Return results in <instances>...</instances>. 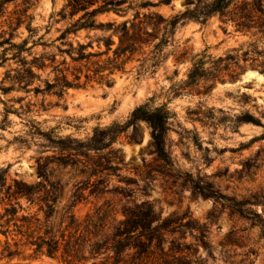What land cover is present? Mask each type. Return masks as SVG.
<instances>
[{"label": "rangeland", "instance_id": "374dc122", "mask_svg": "<svg viewBox=\"0 0 264 264\" xmlns=\"http://www.w3.org/2000/svg\"><path fill=\"white\" fill-rule=\"evenodd\" d=\"M186 2L172 0L169 5L160 4L150 10L170 16L185 10ZM64 3L65 0L6 2L0 15V40L1 36L9 37L8 19L21 15L22 23L12 42L19 43L28 36L27 24L35 27V35L27 44L31 56L55 55L56 63L63 57L69 61L68 55L59 51L68 48V41L74 45L76 41H91L92 50H98L97 38L107 37L109 31L81 29L58 39L68 22L58 20L57 12ZM127 17L109 12L96 18L105 22ZM250 39L234 31L231 23L222 22L217 14L204 22L189 19L177 27L157 65L151 66V59L142 66L134 60L126 65L125 72L112 76V86L92 81L85 88L68 89L62 97L35 92L34 87L43 89V81L53 78L47 67L37 71L40 80H34L27 89L0 90V214L9 206L6 194L8 187L14 188L13 180L35 184L40 179V166H46L49 183L60 190L51 214L55 229L65 227L67 206L77 188H82V197L71 211L79 221L98 210L106 213L110 244L109 250L99 256L92 253L98 240L95 228L63 230L66 237L74 235L72 241L80 250L76 264L130 263L129 256L114 253L112 238L116 231L112 219L123 218V206L131 199L151 201L160 212V220L174 214L177 223L171 228L178 231L166 234L165 248L180 234L182 242L195 247L205 229L204 240L209 247L196 248L191 255L194 264H264V240L258 227L233 212L239 201L246 200H255L257 205L246 203L244 210H264V68L239 56L241 67L235 69L232 80L226 75L223 80L200 81L194 87L181 84L190 59L197 54L205 50L214 59L240 54L248 48ZM32 40L36 41L34 45ZM256 45L263 50L264 39ZM100 48L104 49L102 41ZM15 66L12 58L0 63V85L5 71ZM251 70L261 78H245ZM144 104L165 105L171 113L167 162L154 154L146 122L128 125L133 109ZM246 116L256 121H245ZM114 124L123 126L111 147L118 151L111 152L110 146L101 153L86 151L87 140L97 129ZM98 163L106 169L100 173L104 183L97 184L96 190L90 183L97 177L92 176L87 183L86 171L90 164ZM128 180L134 183L127 185ZM128 188L136 190L130 199L120 193ZM17 202L22 206L17 216L37 212L42 217L37 204L23 197ZM9 230L7 238L0 232V264H68L62 246L54 257H49L43 253L45 249L42 253L35 251L36 245H21L25 238L20 240L15 227ZM5 241L12 250L15 242L20 244L16 256H5ZM133 251L126 250L125 254Z\"/></svg>", "mask_w": 264, "mask_h": 264}, {"label": "trees", "instance_id": "16d2710c", "mask_svg": "<svg viewBox=\"0 0 264 264\" xmlns=\"http://www.w3.org/2000/svg\"><path fill=\"white\" fill-rule=\"evenodd\" d=\"M10 0H0V15L4 12L3 5ZM172 0H65L61 9L57 12L58 20H67V25L61 30L58 39H65L70 33L75 34L78 30L100 29L109 31L107 37L97 38L98 50H92L91 41L81 43L76 41L67 42L68 48L59 50L66 53L69 61L65 57L56 63L55 55L31 56L27 46L28 40L34 37L35 27L26 25L28 36L21 42H12L15 30L22 23L21 15L8 19L9 37L1 36L0 63L12 58L16 63L15 67L7 69L1 80L0 90L7 92L14 89H27L34 80H40L38 70L51 68L52 79H45L44 88L34 87L35 92H47L62 97L70 88H85L92 81L100 84L112 86L113 75L117 72H125L126 65L136 60L140 66L148 59L152 60L155 66L162 58L163 48L172 40L177 27L189 19L201 20L204 22L208 17L217 14L221 21L231 23L234 31L248 35L251 39L247 42L248 48L239 54H226L224 57L213 58L204 50L191 58V65L187 69L186 78L181 81L185 87H194L200 81L208 82L223 80L224 76L234 79L235 69L240 68L239 56L243 61L250 60L258 62L264 68V49L258 50L257 43L264 39V0H186L185 10L174 15L164 16L162 13L150 10L151 7L160 4L169 5ZM141 9H147L141 11ZM113 13L116 16L127 18L117 21L116 19L105 22L98 21L97 16L103 13ZM79 14V16H77ZM75 16H77L75 18ZM104 49L100 48V43ZM32 40V44H35ZM6 45V46H5ZM91 49V50H89ZM237 51L236 49H233ZM7 51L11 52V57L7 56ZM27 53V55H23ZM27 56H31L30 59ZM182 58H177L181 61ZM234 67V68H233ZM171 113L165 105L149 107L140 105L133 109L128 120V125L144 121L150 127V140L154 154L159 160L167 162L169 152L167 151V134L170 129L169 119ZM245 121H256L251 116H246ZM123 131V126L114 124L107 128L97 129L87 140L86 151L101 153L110 146V151L115 152L112 144L117 136ZM111 168V167H110ZM106 169L101 163L87 167V183L95 178L90 186L98 190L97 184L104 183L101 178L102 171ZM39 181L35 184H28L22 180H13L14 188L8 187V205L4 207V212L0 214V230L7 238L10 233V226L15 227L16 234L25 238L21 245H36L35 251L43 252L49 257H54L61 246L67 258L68 264H76L77 254L80 251L74 241L73 234L67 237L63 230H79L93 227L98 233L96 247L93 255L99 256L109 250V236L106 234L108 222L105 211H96L94 214H87L83 221H79L71 211L74 204L82 197V188H77L72 194V201L67 206L68 220L65 227L60 231L61 226L55 229L51 220V214L55 210V204L59 197L60 190L48 181L46 166H40L37 172ZM134 181L128 180L127 185ZM135 189L128 188L120 192L123 197L130 199ZM92 190L91 193H94ZM25 198L30 204H37L38 211L42 212V217L38 213L22 214L17 216L22 210V206L17 202L19 198ZM12 200H15L13 202ZM239 201L238 207L234 208L235 213L250 221L251 225L257 226L260 237L264 240V210L253 209L244 210V204L257 205V202ZM222 209H225L223 207ZM123 218L112 219L115 235L112 238L114 253L121 256H129V264H194L191 255L195 254L196 248L202 245L208 248L205 241V229L201 230V236L197 237V244L182 242L183 235L170 240V245L165 248L166 234H175L178 230L171 228L176 224L174 214L160 220V212L156 211L153 203L149 200L136 201L131 199L122 209ZM63 223V221H62ZM231 234V233H229ZM5 256L12 258L19 252L20 244L15 242V249L12 250L8 241H5ZM134 250L126 253V250ZM109 258V256H107Z\"/></svg>", "mask_w": 264, "mask_h": 264}, {"label": "bare ground", "instance_id": "6f19581e", "mask_svg": "<svg viewBox=\"0 0 264 264\" xmlns=\"http://www.w3.org/2000/svg\"><path fill=\"white\" fill-rule=\"evenodd\" d=\"M252 77H256L257 79L261 78V75L256 74L254 71H248L245 75V78L251 79Z\"/></svg>", "mask_w": 264, "mask_h": 264}, {"label": "water", "instance_id": "95a60500", "mask_svg": "<svg viewBox=\"0 0 264 264\" xmlns=\"http://www.w3.org/2000/svg\"><path fill=\"white\" fill-rule=\"evenodd\" d=\"M256 77H252L251 79H255Z\"/></svg>", "mask_w": 264, "mask_h": 264}]
</instances>
